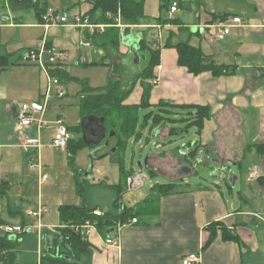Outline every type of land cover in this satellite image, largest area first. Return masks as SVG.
Instances as JSON below:
<instances>
[{
  "label": "crops",
  "instance_id": "obj_1",
  "mask_svg": "<svg viewBox=\"0 0 264 264\" xmlns=\"http://www.w3.org/2000/svg\"><path fill=\"white\" fill-rule=\"evenodd\" d=\"M37 1L46 11L53 9L69 20L76 15L91 17L94 7V0ZM173 1L179 3L175 24H159L160 18H168V12L163 13L161 0H146L143 24L131 28L132 34L127 38L121 29V45L115 50L103 45L98 37L93 39L91 48L83 49L80 43L89 38L87 30L64 25L47 29L45 15L39 17L34 8L18 0H0V230L8 225L24 226L23 223L33 226L28 235L9 237L19 239V244L12 251L13 256L0 264H182L189 254L201 255L199 264H264V0ZM100 17L97 12L95 20ZM233 17L241 18L244 25L234 28L224 40H217L216 26ZM158 34L162 35L157 50L160 63L149 83L153 79L159 81L153 86L150 97L153 108L147 113L165 103L206 107L209 117L204 119L201 129L190 125V121H181L180 116L155 128L152 122L142 128L138 118V136L129 139L122 154L124 173L127 176L138 174L133 165H126L128 147L142 144L143 131H149L151 138L154 132L157 136L154 147L159 152L148 156L147 168L142 171L164 177L168 183L179 185L183 192L161 198L158 214L137 217V224L125 226L120 235V249L108 247L106 237L96 229L84 238L87 246L83 251L68 255L70 250L65 246L53 244L65 226L61 208L88 207L120 214L124 207L134 208L148 195L141 199L130 196L127 204L122 202V195L117 212L110 209L108 201L93 202L88 188L80 183L83 173V181H90L88 187L105 185L102 187L109 188L106 191L109 201H113L116 208L119 197L116 187L123 179V171L114 157L115 136H111L114 132L109 137L106 132L105 140L99 145H87L101 149L108 142V146L94 154L96 162L109 163V181L102 184L101 177L107 173L105 167L78 168L72 162L74 157L69 148L62 151L52 147L55 122L67 116L72 121V127L67 125L71 140H83L84 118L80 105L86 94L82 84L75 80L86 82L91 90L104 89L111 80H125L127 85L134 82L144 67L138 59V38H145L153 47ZM180 42L200 49L227 72L222 75L212 71L199 75L190 73L179 64L177 50L166 46ZM42 43L67 54L66 76L53 73L66 95L62 99L53 98L45 115L48 124L39 131L37 123L28 128L19 126L17 105L41 103L47 94L46 75L38 66L21 61L26 51L38 49ZM15 70L27 75L20 73L22 77L16 79ZM8 72L14 79L6 78L2 83V74ZM106 76L109 80L105 81ZM144 90L142 80L137 81L123 105H140ZM180 124L193 128L195 138L194 143L179 153L170 150L168 142L177 132H172L174 125ZM27 138L40 139L41 147L25 152L22 145ZM82 150L77 153L76 162ZM193 150H197L195 159L188 156ZM65 153L69 155L67 159ZM145 161L137 163L139 169V164L144 166ZM33 164L40 168L33 169ZM201 165L209 168L211 174L214 173L212 168L217 167L219 177L229 190L222 170L231 168L232 175H237V171L241 173L239 201L231 203L226 199L222 183L211 185L198 178L192 180L197 175L196 166ZM187 166L192 172L181 171ZM79 169H83L81 174ZM253 170L257 171L258 178L248 181ZM42 175H48L46 182H41ZM236 177L239 181L240 177ZM81 190L85 191L84 196ZM41 209L40 218L28 216L30 211ZM212 223L223 224L239 241H223L218 229L216 240L208 244Z\"/></svg>",
  "mask_w": 264,
  "mask_h": 264
},
{
  "label": "trees",
  "instance_id": "obj_2",
  "mask_svg": "<svg viewBox=\"0 0 264 264\" xmlns=\"http://www.w3.org/2000/svg\"><path fill=\"white\" fill-rule=\"evenodd\" d=\"M27 4V7L34 8L37 11L39 17H43L46 14L45 7H41L37 0H18ZM146 0H94V7L91 12V19L95 23H105L107 25H115L118 11H121L123 21L127 25L140 26L146 19L144 13V6ZM173 0H161V9L163 13H167ZM100 12L101 17L98 21L95 20L96 13ZM108 14L112 17H108ZM177 21L172 19L160 18L158 23L165 26L175 24ZM98 37L103 45L110 46L115 50L119 49L121 45L122 31L117 27L108 28L103 34H97L94 38ZM167 47H174L179 54V64L189 70L194 75L212 71L215 75H222L227 72L222 66L217 65L214 61L208 59L200 49L193 47L188 42H180L176 45L168 43ZM138 58L144 63V67L135 77L134 82L125 85L120 80H111L108 86L104 89L91 90L86 82L79 81L83 86V92L86 94L80 105V112L82 118L97 117L105 118V128L107 137L114 132L116 152L114 157L117 159V163L120 164L123 171V179L118 189V199L115 202L116 207H120L121 198L127 189V176L124 173V163L122 154L128 144L131 137L137 135L138 128V112L139 110H150L152 105L150 104V97L153 86L149 83V80L153 78L155 67L160 63V53L154 50L145 38H141L139 42ZM57 72V73H56ZM58 76H66L64 68L57 69L55 71ZM142 80L144 84V95L140 105L138 106H124V102L127 97L132 93L133 88L137 81ZM176 110H181L178 112ZM182 117L181 121H190V125H195L201 129L204 119L209 117V111L206 107L197 106H183L178 107L170 104H161L155 110H151L144 116L142 128L148 127L150 122L152 128L164 123L173 121V117ZM81 131V127L79 128ZM172 132H176V129H172ZM85 142L80 139L77 142L71 140L68 148L72 153V158L77 153L86 148ZM197 156V150H193L190 153V157L195 159ZM227 185L232 188L231 184ZM183 192V189L175 183L156 184L154 185L148 196L134 208L124 207L120 214H114L110 212L103 213L102 216L95 215L96 209H90L88 207H63L61 208V218L64 225H83L86 222L94 224L97 230L107 237V231L113 229L117 223H128L130 220L137 217H148L159 213L160 199L169 195ZM81 196L85 195V191L81 190ZM25 225V223H23ZM218 229L221 231L223 241L238 242L239 239L236 235H232L231 232L223 226L221 223H212L209 226L210 240L208 244L213 243L217 238ZM19 244V239L12 240L9 236L5 235L0 230V250L8 251L9 254L2 259H8L13 256L11 253L15 247ZM54 246H65L70 250L68 255H74L76 250L80 252L87 246L83 237L75 233L70 228H63L61 236L56 237L54 240Z\"/></svg>",
  "mask_w": 264,
  "mask_h": 264
},
{
  "label": "built area",
  "instance_id": "obj_3",
  "mask_svg": "<svg viewBox=\"0 0 264 264\" xmlns=\"http://www.w3.org/2000/svg\"><path fill=\"white\" fill-rule=\"evenodd\" d=\"M179 11V3L174 1L170 10L168 11V19H174L175 15ZM108 17L111 15L108 14ZM45 27L48 29L53 25H64L66 27L75 28V29H84L88 31L89 38L80 43L83 49H88L93 46V39L97 34H103L110 27H117L120 29H125L127 27L133 28L134 26L123 25L121 11H118L117 23L116 25H107L99 24L92 21L91 17L76 15L72 20H69L67 16H62L58 14L55 10H47L45 16ZM244 25V22L241 18L233 17L229 18L223 23L216 26L218 29L216 34V39L221 41L229 36L234 28L241 27ZM159 29L161 27H158ZM162 38L161 34H158L153 44L154 50H159V42ZM67 54L64 51L49 47L46 43H42L41 47L38 49H32L26 51L22 57L21 61L25 64H33L40 68L42 73L46 75L49 82V89L44 100L41 103H32V104H18L17 105V121L20 127L28 128L33 123H37L38 130L42 131L47 126L46 113L50 106L51 101L54 97L64 98L65 90L63 89L61 82L58 78L53 76V73L60 68H64L66 64ZM85 62V59H83ZM159 79H153L151 81L152 86L158 84ZM38 117V118H37ZM55 136L52 139V147L58 150L65 151L68 148L69 142L72 139L71 133L68 129V126L63 118H59L55 122ZM25 152H30L33 149L41 147L40 139L27 138L23 145ZM33 169L40 168L39 166L32 165ZM258 178V173L256 170H253L249 174L248 181H253ZM146 176L135 174L127 178V189L129 191H134L140 189L145 185ZM48 180V175L41 176V182H46ZM43 210L40 211H30L28 213L29 217L40 218L42 216ZM95 215L102 216L103 212L96 211ZM138 223V219L134 218L128 223L123 224L121 222L113 228L112 234L106 237V245L108 247H115L120 249V235L125 226L134 225ZM63 228H70L75 233L79 234L83 238H87L90 234L96 230V226L90 222H86L83 225H71L67 224ZM33 229L32 225H8L2 228V231L7 236L21 235ZM41 231V228H38ZM8 251L0 250V259L8 255ZM201 262V255L198 254H189L184 257L182 264H199Z\"/></svg>",
  "mask_w": 264,
  "mask_h": 264
},
{
  "label": "rangeland",
  "instance_id": "obj_4",
  "mask_svg": "<svg viewBox=\"0 0 264 264\" xmlns=\"http://www.w3.org/2000/svg\"><path fill=\"white\" fill-rule=\"evenodd\" d=\"M118 16V15H117ZM112 17V16H111ZM117 23V17H116V22L115 25ZM118 24V23H117ZM122 24L123 25H127L123 19H122ZM67 59V58H66ZM38 69V68H37ZM20 73H22L24 76H26L27 74H25L22 70H15L14 75L15 78L17 79L19 75H21ZM107 73V72H105ZM14 75H12L10 72H8L7 74L3 73L1 76V82L4 83L7 79H10V81L12 79H14ZM22 77V76H19ZM24 79V78H22ZM109 80L108 76H106V78L104 79ZM76 83L79 82L77 81V79L75 80ZM104 81V82H105ZM123 83H125V85H127V82L125 80L122 81ZM83 88V86H81ZM148 110H141L139 112V121H140V126L142 125L143 121H144V116L147 114ZM65 122L68 126L72 127V121H70L67 116L65 118ZM174 128L176 129V133L173 134L170 138H169V142H168V148H171L170 150L172 151H176V152H183L184 148L186 146H189L192 144V142L194 143V138H195V132L194 129L191 128L190 126H187L186 124H180V126H175ZM182 130V131H181ZM143 141L142 144H139L137 146L134 145H130L128 147L127 153H126V165L128 167H131L133 165V167L136 168L137 173L144 175L147 177V179L145 180V185L143 187H141L140 189L134 190V191H129V190H125L124 191V197H123V203L127 204L128 199L130 198V196H134L137 199H141L142 197H145L146 195L149 194L151 188L155 185V184H167L168 181L164 178V177H155L152 176V174L148 171H142L139 169V167L137 166V163L139 161L144 162L149 155L151 154H157L159 152L158 149H156L154 147V141L157 140V136L156 134H154V132H152V138L150 135L149 131H143ZM114 144V142H112V145ZM104 145L101 146V149L104 148ZM100 148L98 147H87V148H83L82 152L79 157H78V162H76V156L74 157V159L72 160V162L74 161L76 164V167L78 168H83L84 170L87 169H91L92 167H99V166H103L106 169L105 175H103L101 177L102 179V184H108V175H109V170L108 162H96V159L94 157V154L99 151ZM100 149V150H101ZM179 152V153H180ZM65 159L68 158V153L63 154ZM91 155V156H90ZM85 166V167H84ZM115 167V166H114ZM83 169H79L81 170L79 173L81 174V172L83 171ZM196 171H197V175L195 177H192V180H196V178L203 180V182H209L211 183V185L215 184H221V190H223L225 197L228 201H230L231 203H234L236 201H239V192L241 190V186L243 183V177L241 175V173H239L237 171V175H233V176H239V181L238 183H236L235 187L230 188V190L227 188V186L223 183V178L218 177V178H213L212 174L209 173V168H206L205 166L201 165V166H196ZM234 173V171H233ZM84 174H82V176L84 177ZM108 174V175H107ZM81 176V181L80 183L84 184L85 188H88L87 191L88 193H91V197H92V201L93 202H110V209L113 211H118L119 207L114 208L113 206V201H109L108 195L106 191H109V188L106 187H102L105 185H101V186H91L88 187L89 182H85L83 181L84 178ZM215 187V186H214ZM217 188V187H216ZM117 195V193L115 194ZM115 198H117V196H115ZM100 206V205H99ZM120 213V212H118ZM28 235V233H24L21 234V236H25Z\"/></svg>",
  "mask_w": 264,
  "mask_h": 264
},
{
  "label": "water",
  "instance_id": "obj_5",
  "mask_svg": "<svg viewBox=\"0 0 264 264\" xmlns=\"http://www.w3.org/2000/svg\"><path fill=\"white\" fill-rule=\"evenodd\" d=\"M132 29L131 27H127L124 29L123 36L125 38L131 36ZM138 40H140L138 38ZM105 118H97V117H87L82 120V129H83V140L86 145H99L102 143L106 138V128H105ZM114 133L111 134L113 136ZM105 146H108V142L105 143ZM114 152V151H113ZM190 157V155H188ZM140 169L143 170L147 168V161H145L144 166L140 163ZM214 173H212V177L218 178L219 177V170L217 167L212 168ZM192 172V168L190 166L183 167L181 171L185 172ZM222 173L226 176V181L231 184L232 187H235L236 183L238 182V177L232 175V169L227 168L222 170ZM113 229L107 231V235L109 236L112 233Z\"/></svg>",
  "mask_w": 264,
  "mask_h": 264
}]
</instances>
